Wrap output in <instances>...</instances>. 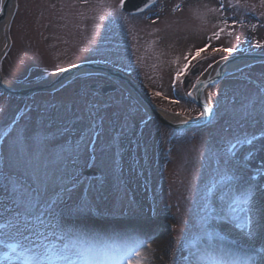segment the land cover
<instances>
[{"label":"rangeland","instance_id":"1","mask_svg":"<svg viewBox=\"0 0 264 264\" xmlns=\"http://www.w3.org/2000/svg\"><path fill=\"white\" fill-rule=\"evenodd\" d=\"M244 1L162 0L154 12L132 15L119 8L120 0H19L18 20L10 31L12 47L3 58L2 72L9 82L26 86L55 70L99 58L98 66L128 73L158 104L196 119L201 109L186 96L215 58L195 66L199 73L190 76L187 89L178 81L179 89L174 90L172 81L188 63L185 57L206 45L210 46L201 58L222 46L246 50L247 38L255 51L264 49V0ZM25 14L27 22L21 24ZM221 28L217 39L213 33ZM243 71L264 85V65L238 73ZM96 80H83L84 98L71 85L55 96L37 94L34 108L29 101L0 96V224L18 211L14 189L26 186L43 193L41 216L51 214L43 226L33 221L47 235L46 242L82 250L79 260L71 256L73 264H94L107 256L97 250L98 241L90 239L97 234L106 238L124 234L127 238L120 245L128 246L131 239L133 247L165 241L161 264L189 262L182 258V253L188 255V235L205 237L213 228L237 246L264 245V232L249 241L233 223L222 227L224 221L214 220L211 212L224 194L218 189L233 182L226 177L240 182L255 177L257 203L264 209L260 189L264 171L258 172L264 170V92L227 78L210 89L211 104L218 105L212 123L198 131L164 136L161 126L148 133L152 123L145 127L146 114L119 93L109 99L113 106L120 105L118 110L100 108L98 95L88 88ZM113 114L123 123L104 127L100 121L107 123ZM237 139L252 143L238 145L232 156L228 148ZM87 168L98 171L99 177H85ZM247 207L243 197L237 200L233 219L242 223ZM136 213L141 217L124 216ZM79 233H87L82 245L66 244V237L75 242L71 235ZM203 255L200 264H218L222 253L209 247ZM121 256L112 264H127L119 261Z\"/></svg>","mask_w":264,"mask_h":264},{"label":"snow or ice","instance_id":"2","mask_svg":"<svg viewBox=\"0 0 264 264\" xmlns=\"http://www.w3.org/2000/svg\"><path fill=\"white\" fill-rule=\"evenodd\" d=\"M155 3L156 0H145L144 7L137 8L136 11L142 13L144 8L153 6ZM125 5L126 0H120L119 8L121 10L125 8ZM130 14L135 15V13ZM122 19H127V17H122ZM223 23L225 25L228 24L226 20ZM223 31L224 29L221 28L219 32H214L213 36L219 39ZM211 39L212 37H209V40ZM209 46L206 45L202 49H197L193 58H199L201 53L206 51ZM215 51L232 52L235 50L216 49ZM189 55L192 54L189 53ZM185 59L187 60L188 58L185 57ZM189 67L190 63H185L183 68L176 73L175 79L181 80L187 74ZM195 83H199V80L197 79ZM195 83L192 84V87H195ZM156 95L159 96L161 94L156 93ZM187 95L191 97L192 92H188ZM173 103H178V101H173ZM205 113H211V107L207 103L203 105V111L200 112V115ZM251 143L252 141L248 139H237L234 144L230 142L228 152L235 156L238 145H250ZM259 171L264 170L258 169ZM226 179L233 182L224 184L218 189L224 194L212 206L213 219L233 223L249 241H253L260 233L264 232V211L260 213L261 220L258 221L255 218L257 214L255 203L257 189L253 183L255 178L251 177L242 182L236 181L234 177H226ZM13 194L18 211L13 219L7 220L5 224H0V228L8 229L0 232V264H4L5 261L8 264H58V262L73 264L71 256L83 255L80 249L46 242L48 241L47 235L39 231V226H43L40 209L43 193L40 189L21 186L14 189ZM241 197H243V203L248 205L242 223L232 217L234 203ZM33 220L41 222L40 225L33 223ZM54 227L63 231V227L60 224H56ZM209 228H212V225H209ZM205 237H193L189 234L186 238L188 241L186 245L188 255L183 256L182 253V258L188 260L189 264H200V261L204 259L203 252L209 247L219 249L222 253L218 264H264V245L237 246L234 243L227 242L224 236L216 234L214 228L212 232H205ZM127 253L128 255L124 257L127 264H144L147 259L144 253L139 250V247H129Z\"/></svg>","mask_w":264,"mask_h":264},{"label":"water","instance_id":"3","mask_svg":"<svg viewBox=\"0 0 264 264\" xmlns=\"http://www.w3.org/2000/svg\"><path fill=\"white\" fill-rule=\"evenodd\" d=\"M14 1L15 0H4L3 2V8L0 13V29L1 27L9 21L12 15V9L14 7ZM254 59H260L262 57H257L256 55L252 56ZM251 56H247L245 58L237 60V62L240 64L234 69H231L230 66L236 62L235 59H232L231 61H227L221 65H219L216 69V74L212 77L207 78L206 80H201L199 83L196 84V86L193 88L192 96L191 98L202 108L205 103L208 104L206 97H205V89L208 85L214 84L218 80H220L224 74L235 72L238 69H241L248 63H250ZM83 71H99L106 74H109L111 76L117 77L120 80H122L125 85L128 88V91L133 95L137 101L144 106L147 110L151 112V114L156 118V120L168 127H174V128H193L196 126H202L209 122L211 118L214 115V111L211 108V113H205L201 116L198 120L188 121L178 118L173 113L162 110L157 105H155L137 86H135L128 78L124 77L118 72H113L108 70V68L102 67V66H95V65H80L76 66L74 68H70L67 70H63L58 73V76L53 79L51 82L47 84H40L31 88L27 89H15L10 86H8L5 81L3 80L1 70H0V86L5 89L9 93L13 94H30L31 92L43 90V89H49L54 88L55 86H58L59 84H62L66 79H69L71 76H74L75 74L81 73ZM209 105V104H208ZM164 111V112H163ZM90 173V175H95L93 172H86Z\"/></svg>","mask_w":264,"mask_h":264},{"label":"bare ground","instance_id":"4","mask_svg":"<svg viewBox=\"0 0 264 264\" xmlns=\"http://www.w3.org/2000/svg\"><path fill=\"white\" fill-rule=\"evenodd\" d=\"M7 35H8V27L7 26H4L3 29L0 31V56L2 55V53L5 52V49H6V41H5V43H3V39L2 38L5 37V36H7ZM208 99L211 102V94H210V91L208 93ZM260 189H261V191H263L264 190V185ZM259 200H260L259 196L255 195V203H256V208H257L256 220H258V221L262 219L260 213L262 211H264V209L260 210L261 209L260 204L257 203V202H259ZM261 201H260V203H261ZM263 208H264V203H263ZM228 223H230V222H228ZM221 226L222 227H225L226 226V222H223L221 224ZM229 232L234 233L235 231H233L229 227ZM262 234H263V232L260 233V235H262ZM76 237H79V236H74L73 238H76ZM81 238H83V237H80L78 239H81ZM151 246L153 248L152 249H149V248H151ZM151 246L148 248V244H147V246L144 247L141 250V252H145L144 255L147 257V259L145 260L144 264H161V261L160 260H161L162 255L164 254L163 253V249L166 248L165 241L155 240V241H153V244H151ZM100 258H102V257H100ZM107 261L110 262V260H107Z\"/></svg>","mask_w":264,"mask_h":264},{"label":"flooded vegetation","instance_id":"5","mask_svg":"<svg viewBox=\"0 0 264 264\" xmlns=\"http://www.w3.org/2000/svg\"><path fill=\"white\" fill-rule=\"evenodd\" d=\"M84 83H85V82H81L80 85H81V86H84ZM95 91H96V92H99V89H98V90H95ZM96 101H98V102L100 101V96H97V97H96Z\"/></svg>","mask_w":264,"mask_h":264}]
</instances>
